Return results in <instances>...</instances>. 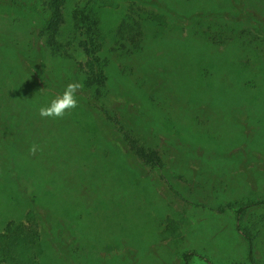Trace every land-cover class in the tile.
Returning <instances> with one entry per match:
<instances>
[{
	"label": "rangeland",
	"instance_id": "1",
	"mask_svg": "<svg viewBox=\"0 0 264 264\" xmlns=\"http://www.w3.org/2000/svg\"><path fill=\"white\" fill-rule=\"evenodd\" d=\"M130 4L139 3L64 0L60 30L71 27L73 11H96L104 52ZM45 7L46 0H0V29H17V38H25L26 29L39 27ZM206 23L203 18L202 29ZM251 24L262 27L263 38L264 17L253 14ZM178 26L146 19L140 65L132 74H119L111 62L107 87L124 111L120 119L140 117L139 110L150 113L156 121L154 148L168 158L177 147L191 167L199 164L198 172L177 173L170 165L161 171L128 149L111 116L105 115L102 135L78 105L59 119L63 133L55 136L52 158L44 145L38 146L42 161L8 151L11 167L38 184L23 188L24 198L18 188L0 185V264H182L184 252L187 264H249L242 230L252 237L254 258L264 259V41L243 33L214 45ZM76 29V40H83V26ZM92 59L72 44V64L87 73ZM169 66L174 77H182L174 79L176 91L185 95H169L173 113L161 96L169 88L158 90L160 80L169 86ZM23 88L35 89L41 107L60 95L36 89L26 77ZM196 98L199 108L193 106ZM192 114L201 116L200 124ZM54 122L40 126L50 129ZM240 206L245 207L237 230Z\"/></svg>",
	"mask_w": 264,
	"mask_h": 264
},
{
	"label": "trees",
	"instance_id": "2",
	"mask_svg": "<svg viewBox=\"0 0 264 264\" xmlns=\"http://www.w3.org/2000/svg\"><path fill=\"white\" fill-rule=\"evenodd\" d=\"M137 3L139 4L135 7L130 4L120 17L113 31V45L104 52L96 11L90 9L86 13L73 11L70 13L71 27L68 25L69 28L63 29V32L60 30V24L63 22L61 7L64 5V0H46L42 22L37 29L34 27L26 29L28 36L25 38L20 40L17 38L19 34L16 32L17 29H0V185H6L14 190L18 188L24 198L26 194L23 188L28 185L34 186L38 181L24 175L20 176L14 167H11L8 151L25 154V160L42 161L44 159L42 150L38 149L32 154L30 148L33 145L37 148L44 145L50 151L47 157L52 158L53 152L58 148L54 140L55 136L63 133L60 132L59 119L50 129H43L40 126H43L44 121L52 118L40 117L41 102L33 98L35 89L23 88L25 77L33 80L36 89L46 88L50 92L60 94L67 84L80 82L83 87L76 96L78 105L90 114L95 129L100 134L105 135L107 132L105 115L107 120L108 116H111L110 120L114 121L123 134L128 149L146 162L154 164L161 171H169L170 165L173 172H198L199 168L195 167L199 164L195 163V167H191L187 162L188 156L175 149L177 147L174 148L173 142H169V146H173V152L171 151L168 158V155H160L154 148L158 142L155 137L156 121L150 113L139 110L137 112L141 118L131 116L130 119H126L127 122L119 118L124 111L122 112V108L118 104L115 105L110 98V90L107 87L109 65L114 62L119 74H132L140 65L141 26L146 19L155 20L157 26L167 23L169 26L180 25L178 29L181 32H192V35L204 38L214 45L226 44L236 38V35L240 36L243 33L264 41V35L260 38L258 34L262 32L260 31L262 27L251 24L253 14L264 17V0H137ZM152 9L157 10L161 17H167L168 20L164 21L165 18L161 20L158 16L159 21H157ZM203 18L207 19V23L202 29ZM80 24L84 28L81 32L83 40L78 41L75 32ZM35 36H39L43 43L38 44ZM73 43L81 47L89 56L93 55L92 69L89 72L82 71L69 60ZM158 69L167 71L166 67ZM174 78L181 80L182 77L178 72L174 77L173 67L169 66V86L165 85L166 80H160L158 88V90L169 88L163 92L164 95H161L162 100L168 101L169 112H172L170 94L175 93L176 96L179 95L178 98L182 96L185 98L184 94L176 91L178 82ZM151 80L152 76H149L147 82ZM197 100L198 98L192 100L193 106L199 108L203 104ZM206 101L215 106L209 99ZM192 117L197 122L195 124H200V115L192 114ZM138 135L140 141L142 140L140 143H138ZM180 138L177 137L178 140ZM110 144L114 148L118 147L112 141ZM124 157L127 164L134 171H138L134 162ZM244 207L240 206L236 210L239 214L235 219L237 230L240 229L238 224ZM241 233L248 244L249 264H264V259L258 261L252 254L250 233L243 230ZM188 256L187 252L182 254V264H187Z\"/></svg>",
	"mask_w": 264,
	"mask_h": 264
},
{
	"label": "clouds",
	"instance_id": "3",
	"mask_svg": "<svg viewBox=\"0 0 264 264\" xmlns=\"http://www.w3.org/2000/svg\"><path fill=\"white\" fill-rule=\"evenodd\" d=\"M82 87L83 85L80 82H71L67 84L62 94L52 99L47 106L39 108L40 117L53 119L64 118L70 113V110L78 106L76 96ZM37 150L38 148L35 145L30 148L32 154H35Z\"/></svg>",
	"mask_w": 264,
	"mask_h": 264
}]
</instances>
